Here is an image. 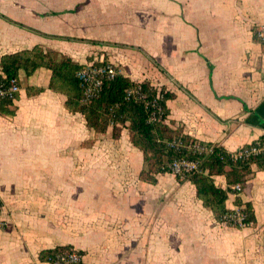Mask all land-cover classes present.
<instances>
[{
  "label": "crops",
  "instance_id": "crops-1",
  "mask_svg": "<svg viewBox=\"0 0 264 264\" xmlns=\"http://www.w3.org/2000/svg\"><path fill=\"white\" fill-rule=\"evenodd\" d=\"M262 23L264 0H0V73L3 55L36 45L84 65L107 58L174 94L173 127L236 152L264 136ZM51 77L20 70L16 114H0V264H54L40 253L62 245L84 264H264V169L240 193L254 223L219 221L190 181L141 180L128 129H90Z\"/></svg>",
  "mask_w": 264,
  "mask_h": 264
},
{
  "label": "trees",
  "instance_id": "trees-1",
  "mask_svg": "<svg viewBox=\"0 0 264 264\" xmlns=\"http://www.w3.org/2000/svg\"><path fill=\"white\" fill-rule=\"evenodd\" d=\"M262 45L264 47V43ZM109 64L112 63L107 58L95 61V65ZM84 66L59 51H45L36 45L2 56L0 82L8 83L18 78L22 69L28 75L41 67L51 69L50 88L67 96L66 108L72 113H81L90 129L105 133L112 128L114 139L120 138L124 128L128 129L132 144L144 155L141 180L155 184L159 174L172 172L171 166L175 160L195 161L198 163L197 169L176 177L194 184L198 197L212 209L217 220L224 222L227 216L234 213L227 207L226 201L233 192V185L240 183L241 189L236 191L235 204L245 214V221L254 223L256 216L252 203L244 202L240 193L255 173L254 167L264 169V150L246 156L240 151L231 152L220 144L200 141L187 134L181 126L173 127L175 122L169 120L167 101L174 94L164 87H155L149 81L134 82L117 66L115 75L105 76L102 86L88 96L79 76ZM26 89L33 95L43 91L42 87L36 86H27ZM129 91L133 93L129 95ZM16 110L12 98L0 99V114L13 117ZM153 114L155 119H152ZM256 146H264V136L241 150ZM218 175L225 176L226 187L216 183L215 176ZM226 222L239 227L230 221ZM73 251L77 250L70 245L57 246L43 250L40 259L54 263L58 255Z\"/></svg>",
  "mask_w": 264,
  "mask_h": 264
},
{
  "label": "built area",
  "instance_id": "built-area-1",
  "mask_svg": "<svg viewBox=\"0 0 264 264\" xmlns=\"http://www.w3.org/2000/svg\"><path fill=\"white\" fill-rule=\"evenodd\" d=\"M255 37L258 42L261 44L264 43V23L260 24L255 31ZM116 73L115 65L109 64L107 66L95 65V62H90L84 66V68L79 73V76L82 80L83 85L85 86V92L88 96H91L93 92L100 88L104 82L105 76L113 77ZM22 89L21 82L19 78H14L8 83L0 82V99L3 98H12L14 101L17 99V94L20 93ZM133 91H129L131 95ZM156 116L153 114L152 119H155ZM242 149V148H241ZM242 152L244 155L248 156L249 154H258L263 147H252L251 149H246ZM198 163L189 159H177L172 163V172L175 175L183 176L187 172H191L197 169ZM241 189L240 183L233 185V192L230 194H236V191ZM2 204L0 201V212ZM234 213L226 217V221L232 222V224H237L239 227L250 225L252 223H247L245 221V214L241 212V208L236 206L235 209H232ZM225 221V222H226ZM228 223V222H227ZM0 221V227L2 226ZM53 263V262H52ZM54 264H84V256L79 251H73L67 254L58 255Z\"/></svg>",
  "mask_w": 264,
  "mask_h": 264
},
{
  "label": "rangeland",
  "instance_id": "rangeland-1",
  "mask_svg": "<svg viewBox=\"0 0 264 264\" xmlns=\"http://www.w3.org/2000/svg\"><path fill=\"white\" fill-rule=\"evenodd\" d=\"M234 195V194H233Z\"/></svg>",
  "mask_w": 264,
  "mask_h": 264
}]
</instances>
